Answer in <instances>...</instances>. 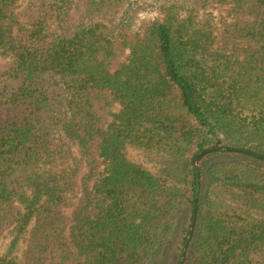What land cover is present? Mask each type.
<instances>
[{
	"label": "trees",
	"instance_id": "16d2710c",
	"mask_svg": "<svg viewBox=\"0 0 264 264\" xmlns=\"http://www.w3.org/2000/svg\"><path fill=\"white\" fill-rule=\"evenodd\" d=\"M22 1L0 0V240L28 238L0 264H178L196 199L182 264H264V160L193 165L264 154V0Z\"/></svg>",
	"mask_w": 264,
	"mask_h": 264
},
{
	"label": "rangeland",
	"instance_id": "374dc122",
	"mask_svg": "<svg viewBox=\"0 0 264 264\" xmlns=\"http://www.w3.org/2000/svg\"><path fill=\"white\" fill-rule=\"evenodd\" d=\"M28 3V0H23L18 7V11H20L22 8L26 6ZM136 7L139 10V17L144 20H156L158 18V12L156 8V0H137ZM10 59V54L8 53H0V64L8 62ZM111 111L113 113H117L119 111V107L117 105H113L111 108ZM113 121V118L111 117L109 119V123ZM71 147L73 154L76 158L81 157L83 161V174H82V184L84 186H91V184L98 178H100V174L102 171V168L98 170L99 172H91L90 167L92 166V159L89 156L84 155L80 148L77 145V142L75 140H67L66 141ZM221 148V147H220ZM228 148V147H223ZM222 148L221 151H225ZM228 152V151H226ZM214 153V152H211ZM234 153V152H233ZM124 154L126 158L133 162L142 165L143 167L147 168L149 171H151L153 174L158 175L159 174V165L157 161V157L149 153L147 151L138 150L135 148H127L124 151ZM210 154V153H209ZM241 154V153H239ZM205 156V155H203ZM202 157V156H201ZM200 165L199 159L196 162V166ZM207 176L204 177V183L205 187L207 185ZM204 187V188H205ZM87 196H85L82 188L81 193L77 199V203L74 206L73 209L69 210V215H72L74 211L80 210V208L86 203ZM0 240V256H8L9 258L14 259L17 262L23 261L24 258V252L26 248V238H28V233H26L24 236H22L19 241L13 246L12 240H13V234L8 233L7 231L4 232V235H2ZM153 264H160V256L159 258L155 259Z\"/></svg>",
	"mask_w": 264,
	"mask_h": 264
},
{
	"label": "water",
	"instance_id": "95a60500",
	"mask_svg": "<svg viewBox=\"0 0 264 264\" xmlns=\"http://www.w3.org/2000/svg\"><path fill=\"white\" fill-rule=\"evenodd\" d=\"M225 151H228V152H234V153H241V154H244V155H247V156H251V157H255V158H258V159H261V160H264V154H260V153H257V152H253V151H249V150H246V149H238V148H223ZM222 149L220 147H213V148H210V149H206L202 152H200L195 158H194V161H193V165L194 167L197 168L196 166V162L197 160L203 156V155H207L211 152H218V151H221ZM197 208H198V204H197V199L195 200V203H194V208H193V213H192V218H191V224H190V228H189V232H188V236L184 242V245L182 247V252H181V259L179 261L178 264H182V259L185 255V251H186V248L191 240V237H192V234H193V231H194V228H195V222H196V213H197Z\"/></svg>",
	"mask_w": 264,
	"mask_h": 264
}]
</instances>
